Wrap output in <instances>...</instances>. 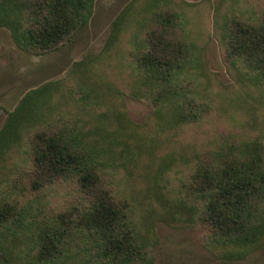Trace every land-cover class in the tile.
I'll use <instances>...</instances> for the list:
<instances>
[{"label": "rangeland", "instance_id": "rangeland-1", "mask_svg": "<svg viewBox=\"0 0 264 264\" xmlns=\"http://www.w3.org/2000/svg\"><path fill=\"white\" fill-rule=\"evenodd\" d=\"M169 9L180 13L177 23L194 45L188 96L208 103L198 120L181 126L170 122L169 107L146 97L152 89L136 68V43L157 27L156 12ZM234 21L264 26V0H94L88 22L47 51L21 49L0 26V213L9 215H0V264H33L38 255L34 227L20 233L12 212L28 209V220L44 224L86 206L74 176L49 182L35 171L36 135L64 126L92 158L102 185L134 212L150 247L147 264H264V187L251 197L247 219L262 234L243 247L222 231L216 237L189 201L181 203L182 184L217 154L229 169L255 161L264 172V67L228 60L223 38ZM80 250L73 264L85 263Z\"/></svg>", "mask_w": 264, "mask_h": 264}, {"label": "trees", "instance_id": "trees-1", "mask_svg": "<svg viewBox=\"0 0 264 264\" xmlns=\"http://www.w3.org/2000/svg\"><path fill=\"white\" fill-rule=\"evenodd\" d=\"M93 2L0 0V26L11 30L14 42L21 49L47 51L70 40L88 22ZM179 18L180 13L173 9L157 11L152 18L157 27L142 37L145 48L137 43L135 47L137 71L142 82L152 89L146 97L154 98L158 107L170 108L173 126L198 120L208 106L199 102V97L188 96L185 82L190 79L188 72L194 69L196 56L183 25L177 23ZM234 22V28L223 38V42L228 38L225 43L227 46L229 43L228 60L233 63V58L240 59L253 70L264 67V26ZM34 148L37 178L44 177L50 182L74 176L79 189L89 199L86 206L57 214L44 224L35 218L28 220V209L21 207L12 212L10 223L20 233L30 232L34 227L31 239L38 255L33 264H73L82 247L87 252L84 264H147L150 247L136 226L134 212L126 203L116 201L102 185L101 172H94V162L83 151L73 130L64 126L49 136L38 133ZM221 154H217L218 164L212 158L196 165L191 173L192 181L182 184L185 197L181 203L187 207L189 201L190 209L197 210L195 213L204 222L218 230L216 237L222 231L237 246L254 244L259 241L262 226L247 219L253 208L251 197L259 195L264 187V172L255 161L233 162L229 169L222 163ZM41 184L35 179V188ZM7 212L8 209H3L0 215L8 218ZM216 237L218 242L220 239Z\"/></svg>", "mask_w": 264, "mask_h": 264}]
</instances>
